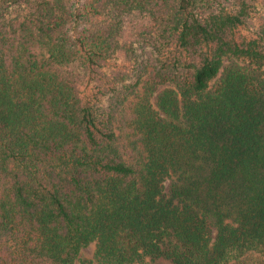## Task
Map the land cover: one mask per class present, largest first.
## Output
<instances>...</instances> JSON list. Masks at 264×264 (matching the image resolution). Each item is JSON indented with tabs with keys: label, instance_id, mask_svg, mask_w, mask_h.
<instances>
[{
	"label": "trees",
	"instance_id": "obj_1",
	"mask_svg": "<svg viewBox=\"0 0 264 264\" xmlns=\"http://www.w3.org/2000/svg\"><path fill=\"white\" fill-rule=\"evenodd\" d=\"M259 7L0 0V264L264 255ZM118 51L138 72L108 69Z\"/></svg>",
	"mask_w": 264,
	"mask_h": 264
},
{
	"label": "rangeland",
	"instance_id": "obj_2",
	"mask_svg": "<svg viewBox=\"0 0 264 264\" xmlns=\"http://www.w3.org/2000/svg\"><path fill=\"white\" fill-rule=\"evenodd\" d=\"M259 8H260V10L258 12L259 15L256 16L257 19L253 20L252 22H250L247 25V27L243 31L244 34L251 35L263 23V19H264L263 8L262 7H259ZM21 11H22V7L19 4L14 5L8 11L7 19L20 14ZM116 39H119L121 41V43H123V41H124L122 39V37H120V34L116 35ZM134 57H135V60L145 58V56L143 55L142 47H140V46L136 47ZM246 64L247 63L242 61V60L227 59L225 61V68L227 67V69H230V68L235 69L237 67L238 68L244 67V66H246ZM133 65L134 64L131 60L125 58V54L123 53V51H118L111 56L110 68H108V69H110V71L114 70V68H125V69L126 68H132V70L133 69L135 70V68H133ZM148 71L151 72L153 70H152V68H148ZM136 72H138L137 67H136V70L134 71V73H136ZM223 74H224V71H223ZM127 81L131 82L132 79L127 80ZM214 84L215 83H213V85ZM95 250H96V244H92L87 249L83 250V256H85L86 258L92 259L94 257ZM166 264H168V263H166ZM242 264H264V255H262L260 253H256V252L250 253L243 259Z\"/></svg>",
	"mask_w": 264,
	"mask_h": 264
}]
</instances>
